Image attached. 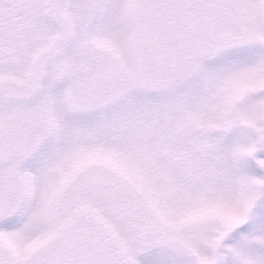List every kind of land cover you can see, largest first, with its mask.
Instances as JSON below:
<instances>
[{
	"label": "snow or ice",
	"instance_id": "1",
	"mask_svg": "<svg viewBox=\"0 0 264 264\" xmlns=\"http://www.w3.org/2000/svg\"><path fill=\"white\" fill-rule=\"evenodd\" d=\"M0 264H264V0H0Z\"/></svg>",
	"mask_w": 264,
	"mask_h": 264
}]
</instances>
